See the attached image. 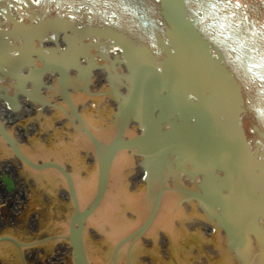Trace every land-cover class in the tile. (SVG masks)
I'll return each mask as SVG.
<instances>
[{"label":"water","instance_id":"water-1","mask_svg":"<svg viewBox=\"0 0 264 264\" xmlns=\"http://www.w3.org/2000/svg\"><path fill=\"white\" fill-rule=\"evenodd\" d=\"M240 4L236 7V0H0V101L9 109L18 108L19 95L35 99L26 89L28 82L40 88L44 74L56 72L63 83L71 68L88 74L105 70L117 103L113 125L118 134L108 145L79 119L94 143L99 164V177L87 170V164L79 168L86 169L94 183L98 178L96 196L84 211L73 176L60 164L30 160L27 150L0 123V137L23 164L37 171L54 168L66 178L74 205L67 239L75 264H89L85 226L93 228L87 222L101 206H125L108 214L120 225L128 223L125 235L131 233L116 246L113 264L120 248L144 233L153 235L160 229L172 241L175 234L183 235L184 243L187 208L181 213L178 204L191 200L209 221H216L214 227L224 230L231 247L237 240L245 243L249 233L264 243L257 229V220L264 222V0H240ZM53 43L54 48H46ZM81 60L86 67H81ZM118 66L126 72L120 73ZM26 68L29 75L24 74ZM70 76L75 78V73ZM80 83L71 85L74 92ZM96 105L91 110L95 116ZM53 120L61 119L47 120L51 129ZM130 123L138 126L140 135L124 139ZM100 126L94 128L96 136L107 144L115 128ZM46 147L40 150L62 151L64 158L72 151L89 150L91 144L80 135L64 150ZM123 151L144 160L145 187L135 195L131 177L136 159L128 165L126 156H117ZM178 172L197 187L179 183ZM169 179L174 190L165 183ZM2 182L8 192L15 190L8 175ZM128 216L140 221H127ZM176 220L177 225L182 223V232L175 231ZM0 240L17 243L7 237ZM133 246H141V241ZM234 254L240 264H264V250L254 253L248 246ZM132 260L135 264L133 251Z\"/></svg>","mask_w":264,"mask_h":264},{"label":"rangeland","instance_id":"rangeland-1","mask_svg":"<svg viewBox=\"0 0 264 264\" xmlns=\"http://www.w3.org/2000/svg\"><path fill=\"white\" fill-rule=\"evenodd\" d=\"M107 104L104 103V101H101L98 105H96V119L97 122L99 123H108V121L110 120L111 114L113 112V109L111 107H109ZM94 110V107L91 109ZM54 118V117H53ZM52 119V118H51ZM35 122V124H38L40 126V131L42 133V135L39 134V136L44 137L46 140H44V144L46 143V145H55L54 143L59 142V143H63L62 141H66V139H70L71 138V133L69 132V129L66 127L64 130H57L54 131L53 133H50L49 130H51V123H46V119L44 121L41 120V118H39L37 115H32L29 116L28 120H24L21 122V125L24 128H29L31 127L30 122ZM59 120H53L55 126L57 125V122ZM51 134V136H50ZM48 135V136H47ZM47 136V138H46ZM36 144L35 139L31 140ZM35 144L31 143L32 146H34ZM3 154H0V162H2V158ZM83 161L82 164H87V170H92L95 175L97 174V169L95 167L94 164H89L88 163V156L87 155H82ZM14 165V166H13ZM139 166V162L136 160V171L134 172V174L132 175L131 179H132V192L133 193H137L139 190V187H143V181H142V173L138 168ZM78 168V166H77ZM86 169H83L81 171H79V169L74 170L75 171V179H76V183H94L93 180L91 179L90 175L88 174ZM10 173L15 175L16 177H18L19 180L21 179H25L26 181H29L32 178H35V175H33L31 172H29L27 169L23 168V167H18L16 166L14 163L9 164V163H0V175L3 173ZM97 176V175H96ZM96 188V187H95ZM35 194V192H34ZM20 198H24L25 197V193L24 190L21 189V192L18 193ZM95 195V194H94ZM9 195L6 193L4 186L0 183V198L2 200H8ZM0 199V201H1ZM15 199H13L14 201ZM12 200H9V203L13 202ZM12 204V203H11ZM1 203H0V207H1ZM13 206V205H12ZM185 207V206H184ZM7 210V208H4ZM192 208H188V211H191ZM130 217V216H129ZM67 220V219H66ZM187 222L184 223V225L186 226ZM182 226V225H181ZM180 229H182V227H180ZM87 238L89 237V240L86 239V246H92L93 248V258L90 257L89 260H92V264H110V259H111V253H112V249L113 246H108L106 243V239L103 237V235H98L96 233V231L93 228H87V234H86ZM85 236V237H86ZM179 241L172 244L168 239H164L161 238V241H158L156 243H153L154 241L150 242H146L145 241H141V246H134L133 249V256H134V260H135V264H178L177 262V258H175L172 254H171V250H173V248H175L176 246H178L179 244L181 245V250L182 252L188 251L189 249V244L187 241V236H185L184 238V243H182V239H178ZM64 246H59V250L60 253L58 254L59 258H62L63 262L61 264H73L71 261V257H70V250L67 244H63ZM158 246L160 248V255L158 253H154L153 250L155 248V246ZM156 246V250H158ZM175 246V247H174ZM52 251L55 250V246L51 245ZM49 249V250H50ZM89 249V248H88ZM165 250V252H164ZM37 251V250H35ZM159 252V251H158ZM182 252H180L179 254L181 255ZM219 251L216 252V254L212 253V256H209L208 253H204L206 254V256L209 258V262L208 264H222L221 261L218 262V253ZM168 253V254H167ZM47 256V253L43 252V256L42 258H40V261H45V258ZM123 258V260L121 261L120 259ZM183 255H181V260L183 261ZM145 258V259H144ZM221 259V258H219ZM119 264H128V260L126 258V252L123 249L120 254H119ZM199 259H198V255H196L195 259L191 261V264H199ZM185 262H188V260H185ZM133 264V263H132Z\"/></svg>","mask_w":264,"mask_h":264},{"label":"crops","instance_id":"crops-1","mask_svg":"<svg viewBox=\"0 0 264 264\" xmlns=\"http://www.w3.org/2000/svg\"><path fill=\"white\" fill-rule=\"evenodd\" d=\"M33 187H38L39 183H32ZM42 186V185H41ZM39 188V187H38ZM62 193V192H61ZM50 195L48 192L42 189H38L36 194L31 195L30 208L24 211L21 218L13 220L12 222H6L1 218L0 233H9L10 235L17 237L21 242H30L33 237L45 238L49 236H56L62 233V228L66 224L67 215L71 210V203L66 196ZM36 214L40 223L36 228V234L32 231L29 220L30 215ZM5 217L8 216L4 212ZM29 215V217H27ZM8 220H11L8 218ZM5 221V222H4ZM9 223V224H8ZM8 224V226H7ZM199 238L200 245H203V233H194ZM194 239H196L194 237ZM57 244H59L57 242ZM55 246L54 243H49L41 247L42 251H50L49 249ZM198 247V246H197ZM192 247L190 250L189 259L194 260L196 252H199V248ZM0 264H19V255L14 245L0 244Z\"/></svg>","mask_w":264,"mask_h":264},{"label":"bare ground","instance_id":"bare-ground-1","mask_svg":"<svg viewBox=\"0 0 264 264\" xmlns=\"http://www.w3.org/2000/svg\"><path fill=\"white\" fill-rule=\"evenodd\" d=\"M36 143L37 146L39 148H43L45 145H43V143H39V140L36 138ZM56 144H60L59 142H57ZM56 145V147L58 146ZM97 174L98 175V169H97ZM55 177L57 178V180L54 179V177H52V175H50L46 181V184L48 187L54 186L55 183H59L58 180H60V183L68 185L66 182V178L64 176H59L58 173H55ZM75 176H73L74 179ZM194 181V180H193ZM74 185H75V190L77 192L78 198L80 200V206L83 209L84 206L88 205L91 200L94 197V194L96 192V183H76V179H74ZM191 186H196L195 182H192L190 184ZM143 187H145V183H143ZM174 190V188L172 189ZM139 191V190H138ZM138 193V192H137ZM133 195H135V193H133ZM119 210H125V206H101V211H95L89 218L87 224H93V229L96 231V233L99 235H103V237L106 239V243L108 246H113L117 244L118 240H120L122 237L125 236L126 234V230H127V226L128 223L122 224L120 225V220L109 215L108 212H113V211H119ZM202 211V209H200ZM127 221L130 222H137L140 221V217H136V216H128L127 217ZM182 224V223H180ZM180 224L177 225L178 231L182 232V229L180 230L179 226ZM176 228V229H177ZM86 234H84V242H86V239L89 240V237L87 238ZM185 236H186V232H185ZM172 241V240H171ZM174 242L176 241H172V244H174ZM189 243L191 245H195V240H190ZM85 244V243H84ZM175 247V246H174ZM89 248V249H88ZM177 248V247H176ZM134 249V246H133ZM174 249V248H173ZM171 250V249H170ZM93 248L92 246H86V252H87V256L88 259H90V257L93 258ZM178 249L177 252H172L171 250V254L177 258V261L179 262V264H184V261L189 259L188 254L186 253V255H183V261L179 258L181 257H177L178 253ZM91 254V256H90ZM90 256V257H89ZM124 256L120 259L121 261L123 260ZM130 261H132V258L129 256ZM93 260V259H92ZM92 260H89L90 263L92 264Z\"/></svg>","mask_w":264,"mask_h":264},{"label":"snow or ice","instance_id":"snow-or-ice-1","mask_svg":"<svg viewBox=\"0 0 264 264\" xmlns=\"http://www.w3.org/2000/svg\"><path fill=\"white\" fill-rule=\"evenodd\" d=\"M229 2H231V0H229ZM241 4H240V0H236V7H240ZM246 6V5H245Z\"/></svg>","mask_w":264,"mask_h":264}]
</instances>
